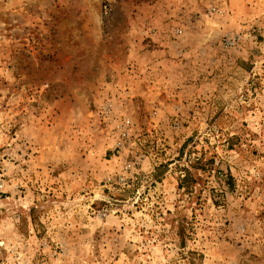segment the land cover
<instances>
[{
  "label": "rangeland",
  "instance_id": "rangeland-1",
  "mask_svg": "<svg viewBox=\"0 0 264 264\" xmlns=\"http://www.w3.org/2000/svg\"><path fill=\"white\" fill-rule=\"evenodd\" d=\"M0 264H264V0H0Z\"/></svg>",
  "mask_w": 264,
  "mask_h": 264
},
{
  "label": "trees",
  "instance_id": "trees-1",
  "mask_svg": "<svg viewBox=\"0 0 264 264\" xmlns=\"http://www.w3.org/2000/svg\"><path fill=\"white\" fill-rule=\"evenodd\" d=\"M214 162L215 161L213 157H205L203 155L195 156L190 163L191 170L187 168L183 169V175L178 179V189H182L184 193L188 195L196 193V184L199 183V181L203 180V174L206 176L203 182L204 188H207L206 184L208 183V178H210V176H216V178L220 180L219 184L221 186L226 185L229 189H232L234 180L230 171L224 173L223 170L218 169V167L215 166ZM200 190L201 189L199 188L198 191ZM224 192L225 191L222 189L221 195H223ZM219 202L220 201L214 199L215 204H218ZM178 229V234H180L181 236L183 234V226L181 223L178 225Z\"/></svg>",
  "mask_w": 264,
  "mask_h": 264
}]
</instances>
